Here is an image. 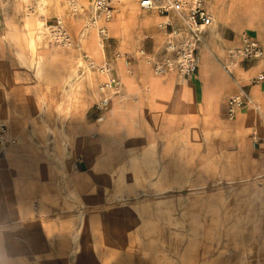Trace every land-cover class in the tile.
I'll return each mask as SVG.
<instances>
[{
  "label": "crops",
  "instance_id": "obj_1",
  "mask_svg": "<svg viewBox=\"0 0 264 264\" xmlns=\"http://www.w3.org/2000/svg\"><path fill=\"white\" fill-rule=\"evenodd\" d=\"M110 1L112 18L91 24L86 0L74 11L59 0L51 16L70 35L65 48L37 50V36L29 46L0 15V122L16 139L0 153V227L49 198L99 201L118 190L124 205L97 211L122 212L125 232L133 215L141 225L153 211L168 246H180L182 233L191 247L204 233L210 264L264 261V80L252 81L264 72V0H204L213 22L187 75L153 71L167 46L186 36L175 14ZM167 18L178 35L159 28ZM244 37L260 45L261 59L237 56ZM110 78L115 91L103 86ZM235 96L249 102L229 116ZM105 98L97 120L94 105Z\"/></svg>",
  "mask_w": 264,
  "mask_h": 264
},
{
  "label": "rangeland",
  "instance_id": "obj_2",
  "mask_svg": "<svg viewBox=\"0 0 264 264\" xmlns=\"http://www.w3.org/2000/svg\"><path fill=\"white\" fill-rule=\"evenodd\" d=\"M24 1H30L33 7L23 10L14 0H0V15L10 22L9 32L28 39L29 46L37 36V50L45 43L55 45L46 39L41 25L43 20L60 17L51 16L53 8L60 10L59 0ZM70 22L74 29L76 23ZM85 74H90V70ZM122 196L118 190L109 196L106 189L99 201L68 195L36 203L0 227V264H210L205 257L204 233L197 234L195 242L192 238L191 247L180 233V246L172 247L158 232L153 211L142 217L141 225L138 216L133 215V229L128 232L122 221L119 223L122 212L120 216H108L101 215L107 211H97L123 206L126 201ZM175 235L178 237L179 233Z\"/></svg>",
  "mask_w": 264,
  "mask_h": 264
},
{
  "label": "built area",
  "instance_id": "obj_3",
  "mask_svg": "<svg viewBox=\"0 0 264 264\" xmlns=\"http://www.w3.org/2000/svg\"><path fill=\"white\" fill-rule=\"evenodd\" d=\"M78 0H66V4L71 10H77ZM92 10L93 18L90 23H95L99 18L104 21H109L112 18L114 7L111 5L110 0H86ZM139 6L142 9L155 10L160 15L167 16L170 13L175 14L179 21H181L183 28L185 29L186 36L175 44H169L167 46L168 55L164 58L153 62V71L156 74H163L167 71L175 70L180 75H187L195 68V54L199 46L203 44V33L212 24L213 17L205 6L204 0H140ZM159 28H165L169 30V34L174 36L178 35L179 31L176 26L170 21L165 19L159 23ZM46 35L49 41L55 44V46L68 47L70 45V39L67 36L63 23L59 17H56L48 22L44 26ZM98 32L106 37V28L104 26L98 27ZM238 57L247 60L261 59L263 56V50L260 45L250 39L244 37L242 39V46L235 50ZM101 71L107 72L108 66L105 65L100 68ZM264 80V72H259L252 81L259 83ZM103 86L115 91L118 87V80L110 78L103 83ZM249 101H245L240 96L232 97L227 102V111L229 116L237 107L244 106ZM108 108V98L101 99L94 105V110L101 113L97 116V120L103 118L102 114ZM16 139L11 137L8 132V127L0 122V153L4 150V147L8 144H14Z\"/></svg>",
  "mask_w": 264,
  "mask_h": 264
},
{
  "label": "bare ground",
  "instance_id": "obj_4",
  "mask_svg": "<svg viewBox=\"0 0 264 264\" xmlns=\"http://www.w3.org/2000/svg\"><path fill=\"white\" fill-rule=\"evenodd\" d=\"M61 20V19H60ZM62 21V20H61ZM62 23H63V21H62ZM63 26H64V23H63ZM64 29H65V26H64ZM65 32H66V34H67V36L69 37V39H70V35L68 34V32H67V30L65 29ZM58 47V46H57Z\"/></svg>",
  "mask_w": 264,
  "mask_h": 264
}]
</instances>
